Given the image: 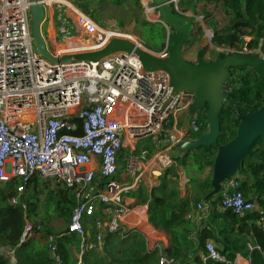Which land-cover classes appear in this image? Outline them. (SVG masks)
<instances>
[{
	"label": "built area",
	"instance_id": "built-area-1",
	"mask_svg": "<svg viewBox=\"0 0 264 264\" xmlns=\"http://www.w3.org/2000/svg\"><path fill=\"white\" fill-rule=\"evenodd\" d=\"M139 2L147 21L162 22L159 17L158 21L151 20L157 12L152 0ZM178 2L172 0L174 6ZM42 4L46 18L52 11L58 24L57 35L48 33L45 37L47 51L54 58L98 51L114 38L152 52L136 36L98 23L73 0H42ZM30 23L28 0H0V184L6 185L15 178L21 181L10 201L13 206L22 205L25 211L20 244L42 236V226L28 220L27 207L22 202L27 184L38 176L75 192L67 235L81 238L76 264H85L86 252L101 249L106 234L129 231L144 237L148 251L158 252L159 264H176L166 254L164 235L147 225L150 223L146 207L142 211L136 209L139 222H128L133 208L125 196L138 189L147 170L158 178L173 166V150L191 140L192 132H199L197 119L189 120L187 129L166 130L170 117L180 116L195 100V93H180L162 111L172 91L166 72L144 73L141 63L126 53H116L99 62L54 64L36 52ZM72 31L75 34L71 36ZM218 51L245 54L248 50ZM167 54L166 47L157 55ZM229 110L231 119L236 117V108ZM162 135L164 144L155 154L150 155L146 149L138 152L140 141ZM123 150L127 155L120 173L118 162ZM125 174L132 178L131 183H125ZM241 187L236 178L225 183L221 205L244 217L256 210V204L245 199ZM199 212L207 213L204 205H198ZM202 219L199 216L198 221ZM85 223L89 229H96L95 240L90 239ZM43 240L55 263L63 264L56 238L46 236ZM247 248L249 252L259 250L251 242ZM205 251L201 264H231L213 242L206 243ZM11 260H16L13 254Z\"/></svg>",
	"mask_w": 264,
	"mask_h": 264
},
{
	"label": "trees",
	"instance_id": "trees-1",
	"mask_svg": "<svg viewBox=\"0 0 264 264\" xmlns=\"http://www.w3.org/2000/svg\"><path fill=\"white\" fill-rule=\"evenodd\" d=\"M73 1L84 13L93 19H99L96 12L106 0ZM109 1L112 6H119L123 0ZM186 1L192 3L190 0ZM194 2L203 3L200 16L204 20L210 19L218 9L228 18L221 29H218V23L208 22L209 27L213 29L211 39L213 49L200 48L205 59L208 54L212 56V61L224 58L226 53L219 52L218 49L235 52H243L244 49L254 52L260 50L264 55V0H194ZM133 4L135 7H141L139 0H133ZM186 10L188 9L185 8L184 11ZM193 10L194 14H197L196 7ZM141 24L144 27L147 25L156 27L165 43L167 33L172 32L169 36L174 33L171 28L167 29L163 24L151 23L144 18ZM195 28L192 36L196 32L200 33L201 28L198 25ZM246 37L250 38V41H246ZM189 43L190 41L188 45ZM165 48L166 44L159 50H150L161 53ZM230 72L232 80L227 83L226 89L231 90V99L225 103L221 113V134L218 139L220 146L235 139L241 123L238 116L257 112L264 106V83L256 73L249 67L231 69ZM232 106L236 108L237 115L231 119L229 108ZM207 110L208 106L205 105L199 112L197 118L199 132L198 134L192 132L195 136L191 134V138L197 139L207 132ZM171 122L173 117H170ZM158 149L155 146L149 149V152L153 155ZM217 152V148L213 146L201 147L187 156L174 157L173 166L159 176V184L142 193L143 203L148 204L149 223L166 236L168 241L166 254L174 258L176 264H201L208 241L213 242L230 262H234L237 253H240L249 258L250 264H264V142L262 139L256 141L249 157L239 166L240 177H236L242 183L241 190L245 199L256 203V210L244 217L223 209L221 192L208 199L204 206L206 214L198 213V205L213 190L212 170ZM119 156H123L122 152ZM121 162L120 165L123 167L124 162ZM207 169H211L209 176L201 180ZM182 171L189 181L188 186L193 188V197L181 196ZM191 174H194L195 178ZM20 183L21 181L15 178L6 185H0V264H56L49 248L37 237L20 244L26 224L25 211L22 205L10 204ZM42 199L45 200L43 208L40 204ZM22 202L26 204L28 220L30 221L31 215L37 220L34 224L42 226V235L56 238L63 264H76L80 236H68L67 227L64 231L56 230L50 226L48 218L54 214L61 217L68 226L76 203L74 190L50 179L41 180L34 176L26 186ZM53 211L56 213H51ZM43 212L47 215H43ZM200 213L203 219L199 222ZM84 225L85 229H89L87 223ZM196 225L199 227L196 228ZM89 231L90 239L95 240L96 229L90 228ZM122 235L106 234L101 249L86 252L85 264H159L158 252L147 250L145 239L140 233L129 231ZM249 242L259 247V250L249 252L247 248ZM3 251L9 255L6 256ZM12 254L16 258L15 261L11 260ZM208 264L220 263L210 261Z\"/></svg>",
	"mask_w": 264,
	"mask_h": 264
},
{
	"label": "water",
	"instance_id": "water-1",
	"mask_svg": "<svg viewBox=\"0 0 264 264\" xmlns=\"http://www.w3.org/2000/svg\"><path fill=\"white\" fill-rule=\"evenodd\" d=\"M30 3L31 34L36 52L54 64H66L74 61L99 62L116 53H126L136 58L142 66V72L163 71L169 75L170 96L163 104L162 111L171 104L173 99L182 92L195 93V100L184 110L182 117L197 119L199 112L205 105L208 106L206 122L208 130L197 139L186 140L177 146L173 154L175 158L187 156L201 147H216L218 152L213 166L212 192L202 199L206 205L208 199L218 195L222 186L235 178L239 166L249 157L257 140L264 142V106L257 112H250L245 116H238L241 121L237 135L230 143L220 146L218 139L221 134V113L225 103L231 99V91L225 86L232 80L231 69L251 68L264 83V57L258 52L252 54H226L224 58L215 61L206 60L203 50L199 49L194 61L186 60L183 47L189 42L196 20L182 15L172 4V0H152L158 17L167 29L174 31L167 38L168 54L165 57L144 50L138 45L125 39L114 38L103 49L95 52L68 55L60 59L54 58L47 51V42L43 34V25L46 21V10L42 0H28ZM213 34H211V38Z\"/></svg>",
	"mask_w": 264,
	"mask_h": 264
},
{
	"label": "rangeland",
	"instance_id": "rangeland-1",
	"mask_svg": "<svg viewBox=\"0 0 264 264\" xmlns=\"http://www.w3.org/2000/svg\"><path fill=\"white\" fill-rule=\"evenodd\" d=\"M190 2H192V3L190 4L186 0H179L178 4L175 6V8L182 15L194 18L196 20L195 26L198 25L201 28L200 33L196 32L193 36H191V38L189 40L190 41L189 45L187 42L184 45L183 51H182V55L186 60L194 61L196 59L197 51L200 48L208 47L210 50L213 49V45L211 43L212 38L210 36L211 34H213V32H212L213 29H211L209 27L208 22L213 21L214 23H218V29H221L222 26L227 23L228 18H226V16L222 13V11L220 9H218L217 11H215L213 13V15L211 16L210 19L204 20L202 18V16H200V12L202 10L203 3L202 4L199 3L200 4L199 5V4H195L194 0H190ZM93 3H96V1H93ZM194 7H196L197 14H194V12H193ZM185 8L188 10L184 11ZM209 10L211 11L212 8L210 7ZM96 15L99 19L95 18L96 20L95 19L94 20L97 21L98 23H100L102 25L104 24L107 27H112V26L117 27L121 31H125L126 33H129L131 35L136 36L137 38L140 39L141 43L148 49L159 50V49H161V47L164 44H166L164 39L161 36L160 31L156 27H154L152 25H147V27H144L141 24L142 19L143 18L146 19V17L144 15L143 9L141 7L139 8V7L134 6L133 0H123L119 6H112L110 1L106 0L104 5L101 6L97 10ZM56 16H58V12H56ZM151 20H155V21L159 20L158 12H156V15L151 17ZM151 23H153V22H151ZM160 24H162V22ZM171 33H172L171 31L168 32L167 37ZM74 34H75V31H72L71 36ZM51 35H52V37L55 36L53 32ZM49 48H50V50H53V44L52 43L49 44ZM224 52H226V51H224ZM255 52H258L260 54V56L263 57V54L260 50L255 51ZM255 52L254 51H251V52L247 51V53L245 52V54H252ZM206 57H207L206 59H208L209 61L213 60V58L210 54H208ZM192 135H193V133H192ZM193 136H195V135H193ZM155 141H156V139L153 140V138H148V139H144V140L140 141L137 145L138 152H140L144 149L148 150V152H149V149H153L157 145V142H155ZM123 151H122L123 156H119V162H118L119 166H120V163H122L121 161L124 162V157L127 155V151L126 150H123ZM149 154H150V152H149ZM150 155H152V154H150ZM190 173H191V171L189 170V175H190ZM149 175H150V172H149V170H147L144 173V178H145V176H147V177H149L148 179L150 181ZM191 176L194 177V174H191ZM203 176H204V179H206L209 175H206V173H205ZM236 177H240V175L237 174ZM181 178H182V182L184 183L186 180L185 179V173L181 174ZM143 180L140 183L141 185L139 184L140 185L139 188L146 186V184H144V182H146L147 180H145L144 182H143ZM201 180H202V176H201ZM151 184L153 186L155 184V182H153ZM157 184H159V182ZM0 185H2V184H0ZM182 187H183V189L181 192L188 193L189 190H191L193 192V188L188 186V183L182 184ZM142 189L147 190L146 188H142ZM128 196H132V194H130ZM128 196H126V197H128ZM44 201L45 200L42 199V201L40 203L42 205V208L44 206ZM43 213H44L43 215L46 214V212H43ZM51 213H56V211L55 212L53 211ZM48 218L50 221V226L54 227L58 231H64L65 228L67 227L66 222L63 219H61V217H57L56 215L53 214V215H49ZM30 221L32 223L37 222V220H34V218L31 215H30ZM34 237H37L40 240V242L42 244H44L43 238H45V237L43 235L42 236H34ZM2 253H4L6 256L9 255V254L5 253V251H3Z\"/></svg>",
	"mask_w": 264,
	"mask_h": 264
},
{
	"label": "crops",
	"instance_id": "crops-1",
	"mask_svg": "<svg viewBox=\"0 0 264 264\" xmlns=\"http://www.w3.org/2000/svg\"><path fill=\"white\" fill-rule=\"evenodd\" d=\"M58 26V24L55 22V19H54V15H53V12L52 11H49L48 12V16H47V18H46V21H45V23H44V26H43V30H44V34L46 35V34H52V32H54L55 33V36L57 35L56 34V27ZM45 37H47V35L45 36ZM166 43H167V40H166ZM165 50V49H164ZM163 50V51H164ZM171 125V126H170ZM188 125H189V119H185V118H183L181 115L180 116H178L176 119L173 117V122H171L170 123V121L167 123V125H166V130H169V131H171L174 127H177V128H180V129H187V127H188ZM153 140H155V139H153ZM163 140H164V135H162L161 137H158V138H156V141L155 142H157V149L159 148V147H161L164 143H163ZM120 167H121V171H120V173L124 170V167H125V165L123 164V167H122V164L120 165ZM210 171H211V169H207L206 170V175H209V173H210ZM183 173H185L184 171H182V172H180V192L182 191V189H183V187H182V184H187L189 181H188V179H187V177H186V174H185V182L183 183L182 182V178H181V174H183ZM204 173V174H205ZM203 174V175H204ZM202 175V180H204V176ZM150 181H149V177H147V176H145V178H144V180H143V182L145 181V180H147L146 182H144V184H146V186L145 187H140L139 188V186L141 185H139L138 186V189H135V190H133L130 194H132V196H128V195H130V194H128V195H126V196H128V197H126L125 196V199H126V203L127 204H129V205H131V207L133 208V212H132V215H130L128 218H127V220H128V222H130V223H132V224H134V223H137V222H139L140 221V218L137 216V214H136V209L138 210V211H142L143 210V208L145 209V207H146V209H147V212H148V204L146 205L145 203H143V196L144 195H142V193L143 192H146V191H150L151 190V188H153V187H155V186H157L158 184V178H156V177H154V176H151V173H150ZM124 179H125V183H131L132 182V178L131 177H129L127 174H125L124 175ZM153 182H155V184L152 186V184L151 183H153ZM142 188H146L147 190H143ZM189 196V197H193L194 196V194H193V192L191 191V190H189V192L188 193H186V192H181V196L182 197H185V196ZM207 209V208H206ZM202 213V212H201ZM201 213H200V215H201ZM202 216V215H201ZM147 220H148V217H147ZM149 222V221H148ZM147 225H149L150 226V224H147ZM197 227H199L198 225H196V228ZM164 237H165V241H166V246H168V241H167V238H166V236L164 235ZM235 264H250V261L248 260V258H246V257H244L242 254H240V253H237V255H236V258H235Z\"/></svg>",
	"mask_w": 264,
	"mask_h": 264
},
{
	"label": "clouds",
	"instance_id": "clouds-1",
	"mask_svg": "<svg viewBox=\"0 0 264 264\" xmlns=\"http://www.w3.org/2000/svg\"><path fill=\"white\" fill-rule=\"evenodd\" d=\"M161 20V19H160ZM155 23H157V22H155ZM158 23H161V22H158ZM163 24V23H162ZM44 26V25H43ZM43 34H44V31H43ZM44 37H45V34H44ZM168 38V37H167ZM166 47H167V45H166ZM150 50V49H149ZM152 51V50H151ZM153 52V51H152ZM153 53H155V52H153ZM156 54H158V53H156ZM184 112V111H183ZM182 115V114H181ZM190 120V119H189ZM191 139H193V138H191ZM185 142V141H184ZM160 149H161V147H160ZM159 149V150H160ZM174 151V150H173ZM156 153V152H155ZM154 153V154H155ZM173 156H174V154H173ZM175 157V156H174ZM159 178V177H158ZM236 178V177H235ZM205 206V205H204ZM249 260V259H248Z\"/></svg>",
	"mask_w": 264,
	"mask_h": 264
},
{
	"label": "bare ground",
	"instance_id": "bare-ground-1",
	"mask_svg": "<svg viewBox=\"0 0 264 264\" xmlns=\"http://www.w3.org/2000/svg\"><path fill=\"white\" fill-rule=\"evenodd\" d=\"M198 134V133H197ZM71 190V189H70ZM253 244V243H252ZM205 254V253H204ZM202 262V261H201ZM232 262V261H231ZM233 263V262H232Z\"/></svg>",
	"mask_w": 264,
	"mask_h": 264
}]
</instances>
